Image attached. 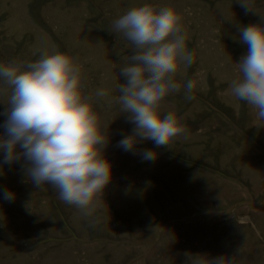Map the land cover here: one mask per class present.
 I'll list each match as a JSON object with an SVG mask.
<instances>
[{
  "label": "rangeland",
  "instance_id": "rangeland-1",
  "mask_svg": "<svg viewBox=\"0 0 264 264\" xmlns=\"http://www.w3.org/2000/svg\"><path fill=\"white\" fill-rule=\"evenodd\" d=\"M143 3L181 15L194 56L175 77L195 82L194 99L182 88L161 105L188 131L171 147L137 145L156 151L155 161L117 146L134 128L117 102L133 46L113 22ZM251 3L255 12L246 14L237 0H0V63L71 56L112 166L85 216L51 185L36 188L22 161L9 165L0 154V264H264V121L230 93L247 52L239 27L264 26V0ZM101 89L108 95L97 97ZM9 95L0 81V113Z\"/></svg>",
  "mask_w": 264,
  "mask_h": 264
},
{
  "label": "clouds",
  "instance_id": "clouds-1",
  "mask_svg": "<svg viewBox=\"0 0 264 264\" xmlns=\"http://www.w3.org/2000/svg\"><path fill=\"white\" fill-rule=\"evenodd\" d=\"M237 2L246 14L255 12L251 0ZM181 21L171 7L143 3L113 22V32L133 46L120 69L124 82L117 85V102L134 128L117 146L144 161H155L158 153L137 149L138 144L151 140L157 147H171L188 131L175 113L161 114L162 102L182 88L186 100L194 99L195 82L175 78L181 64L187 68L194 63ZM239 33L247 52L236 62L242 78L231 81L230 93L264 121V26H242ZM0 81L10 89L7 107L0 113L6 117L0 124L3 163L22 161L36 188L51 185L62 202L90 215L96 197L112 179V166L104 155L108 135L101 132L99 117L82 94L81 71L74 59L55 51L26 65L0 63ZM107 95L102 89L96 92L97 97ZM2 195L9 202L15 199L7 189Z\"/></svg>",
  "mask_w": 264,
  "mask_h": 264
}]
</instances>
